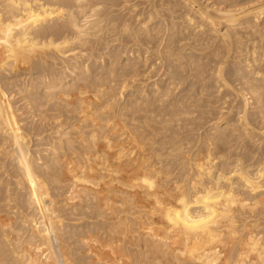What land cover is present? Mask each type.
I'll list each match as a JSON object with an SVG mask.
<instances>
[{"label":"bare ground","instance_id":"bare-ground-1","mask_svg":"<svg viewBox=\"0 0 264 264\" xmlns=\"http://www.w3.org/2000/svg\"><path fill=\"white\" fill-rule=\"evenodd\" d=\"M0 264H264V0H0Z\"/></svg>","mask_w":264,"mask_h":264},{"label":"rangeland","instance_id":"rangeland-1","mask_svg":"<svg viewBox=\"0 0 264 264\" xmlns=\"http://www.w3.org/2000/svg\"><path fill=\"white\" fill-rule=\"evenodd\" d=\"M126 10L125 11H127V9L128 8H125ZM94 249H95V251H98V252H103V251H107L108 250V248L106 247V248H104V247H101V246H99V244L97 243V246L96 247H94ZM97 249V250H96Z\"/></svg>","mask_w":264,"mask_h":264}]
</instances>
